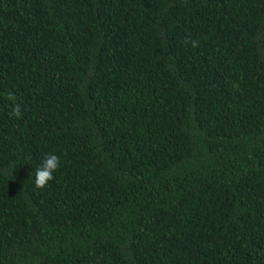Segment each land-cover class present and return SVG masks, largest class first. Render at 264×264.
<instances>
[{
    "label": "trees",
    "instance_id": "16d2710c",
    "mask_svg": "<svg viewBox=\"0 0 264 264\" xmlns=\"http://www.w3.org/2000/svg\"><path fill=\"white\" fill-rule=\"evenodd\" d=\"M0 264H264V0H0Z\"/></svg>",
    "mask_w": 264,
    "mask_h": 264
},
{
    "label": "clouds",
    "instance_id": "9594fccd",
    "mask_svg": "<svg viewBox=\"0 0 264 264\" xmlns=\"http://www.w3.org/2000/svg\"><path fill=\"white\" fill-rule=\"evenodd\" d=\"M185 43H189L188 40H185ZM192 47H198L197 41H191ZM10 100H15V97L11 94L8 97ZM10 116L21 117V108L18 103H15L12 107V111L9 113ZM60 166V158L58 155L50 153L45 156L40 166L36 169L35 173V186L37 188H45L49 181L54 179V173Z\"/></svg>",
    "mask_w": 264,
    "mask_h": 264
}]
</instances>
